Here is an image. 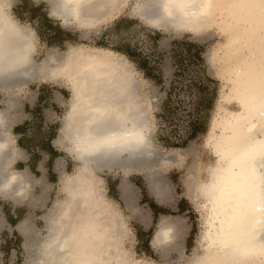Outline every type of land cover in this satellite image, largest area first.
Returning <instances> with one entry per match:
<instances>
[{"label": "bare ground", "instance_id": "1", "mask_svg": "<svg viewBox=\"0 0 264 264\" xmlns=\"http://www.w3.org/2000/svg\"><path fill=\"white\" fill-rule=\"evenodd\" d=\"M3 1L0 88L15 92L28 80L64 78L72 98L59 142L80 162L77 172L62 180L66 200L56 206L52 216L44 218L49 235L38 239L28 217L20 223L19 231L28 238L36 257L31 264H139L121 246L126 224L104 195L95 173L104 169L127 173L149 167L155 160L173 162L156 154L148 108L135 71L117 58V52L100 47H72L62 57L35 64V36L6 11ZM49 1L59 5L53 6L54 13L65 22L86 27L121 5V0ZM137 14L154 26L172 25L189 33L217 24L227 36L225 48L236 62L230 66L225 61L230 69L226 79L229 91L222 99L235 101L239 109L220 105L209 130L207 141L216 163L200 186L206 229L195 261L264 264V24L258 15L235 7L233 0H149L138 5ZM6 104L13 107L14 99ZM6 121L7 114L1 111L0 191L13 199L33 202L28 191L31 184L23 173L5 172L13 156ZM150 187L159 200L169 198L161 180L151 179ZM129 189L126 182L121 185L126 200ZM174 232V224L163 219L154 242H169Z\"/></svg>", "mask_w": 264, "mask_h": 264}, {"label": "rangeland", "instance_id": "2", "mask_svg": "<svg viewBox=\"0 0 264 264\" xmlns=\"http://www.w3.org/2000/svg\"><path fill=\"white\" fill-rule=\"evenodd\" d=\"M147 1L121 0L119 8L101 14L90 27L75 21L65 22L54 13V5L49 0L3 2L6 11L35 36V64H42L48 58L62 57L72 47L114 50L117 58L130 64L137 81L141 82V95L152 126L150 139L157 148L156 154L170 157L173 162L164 164L155 160L149 167L127 173L119 169L95 173L101 181L104 195L126 224L121 246L133 261L139 264H192L202 250V236L206 229L200 186L208 180L209 169L216 163V156L207 141L209 130L220 105L231 110L239 109L235 101L228 103L222 99V94L229 91L226 79L230 69L228 71L226 64L230 62L232 66L236 61L230 59L231 51L225 48L227 36L221 31V26L212 24L199 33L175 29L172 25L154 26L137 14L138 5ZM37 6H41L40 17L34 18ZM23 10H26L25 14ZM44 13L53 22L54 29L50 28L55 31L50 32L53 37L47 36ZM59 26L62 31L55 29ZM118 50L129 55L125 56ZM143 66L145 71L140 69ZM43 88L60 91L57 97L46 92L48 100L43 108H62V129L72 98L71 87L64 78L31 80L22 89L9 92L8 96L14 99V108H36L42 104L39 93ZM193 124L199 126L195 137L189 135ZM58 147L66 160L58 170L55 185L47 184L44 191L42 178L39 184L33 176L21 172L25 181L31 184L28 191L33 202L13 199L0 191V264H31L36 258L28 238L19 231L20 223L26 217L38 239L49 235L46 216H52L56 206L66 200L62 180L64 176L74 175L80 165L77 157L75 159L76 154L59 140ZM5 172H15L12 163L6 165ZM151 179H159L166 185L168 199L159 200L154 195L150 189ZM125 182L130 188L128 200L121 190ZM41 196L42 199L39 198ZM181 200L185 203L184 212H179ZM148 201L172 213H159L155 220ZM16 209L22 211L20 217ZM13 218L17 219L15 225L10 221ZM163 219L174 224L175 232L171 241L158 245L154 238ZM151 229L153 234L147 248V232ZM38 247L41 249L42 245Z\"/></svg>", "mask_w": 264, "mask_h": 264}, {"label": "crops", "instance_id": "3", "mask_svg": "<svg viewBox=\"0 0 264 264\" xmlns=\"http://www.w3.org/2000/svg\"><path fill=\"white\" fill-rule=\"evenodd\" d=\"M28 82L24 83L21 89ZM139 89H141V82ZM9 91L12 93L14 89L2 90L0 88V112L7 114L6 133L10 141L13 139V142H10L13 156L6 165L12 163L15 172H27L26 174L33 176L34 180L39 181V184L40 178H42L41 182L47 189V184L55 185L57 183V173L61 169L58 163L62 164V161L66 160L58 147L62 108H43L48 100L45 93L50 92L52 93L50 95L57 97L60 91L43 88L39 93L42 104H38L36 108L30 106L29 108H14V104L11 105L13 107L2 108L7 106V104L5 105L6 98H12L7 96Z\"/></svg>", "mask_w": 264, "mask_h": 264}, {"label": "trees", "instance_id": "4", "mask_svg": "<svg viewBox=\"0 0 264 264\" xmlns=\"http://www.w3.org/2000/svg\"><path fill=\"white\" fill-rule=\"evenodd\" d=\"M23 12H24V14H25V12H26V10L24 11L23 10ZM40 12H41V6H37L36 8H34V14H33V17L34 18H37V17H40ZM24 14H23V17H24ZM21 18H22V15H21ZM44 24L46 25V28L48 27V30H47V33H49V34H47V36H52L51 35V33L50 32H55V31H52L51 29H54L53 27V22H52V20L49 18V16H48V14H46V13H44ZM51 28V29H50ZM57 31H62V29H61V27L59 26L58 28H55ZM53 37V36H52ZM55 37V36H54ZM63 43H64V40H63ZM118 52L119 53H122V54H125V55H129L127 52H125V51H120V50H118ZM143 63V62H142ZM140 69H143L144 71H145V69H146V67L145 66H143L142 68H140ZM145 74H146V76L148 77V78H151V75L150 74H147L146 72H145ZM190 136L191 137H195L196 136V134L199 132V126H196V124H193L192 126H191V130H190ZM143 191H145V190H143ZM144 195H145V192H144ZM184 200H181L180 202H179V205H178V208H179V212H184V209H185V203L183 202ZM149 202V204H150V207H151V209H152V211H153V213H154V217H155V220H156V218H157V216H158V214L159 213H163V214H171L172 212L171 211H168V210H165V209H162V208H160L158 205H156L154 202H152V201H148ZM18 211V216L20 217V215H22V211H20V210H17ZM11 221V223L13 224V225H15L16 223H17V219H11L10 220ZM147 234L149 235L148 237V240L146 241V247L148 248V247H150V238H151V235L153 234V229H151L150 231H148L147 232Z\"/></svg>", "mask_w": 264, "mask_h": 264}, {"label": "snow or ice", "instance_id": "5", "mask_svg": "<svg viewBox=\"0 0 264 264\" xmlns=\"http://www.w3.org/2000/svg\"><path fill=\"white\" fill-rule=\"evenodd\" d=\"M233 4L251 16L258 15L261 23L264 24V0H233ZM54 6L58 7L59 5ZM192 264H198V262L193 261Z\"/></svg>", "mask_w": 264, "mask_h": 264}]
</instances>
